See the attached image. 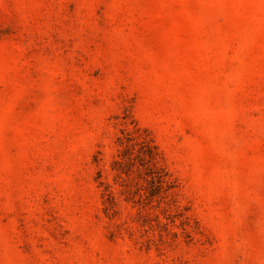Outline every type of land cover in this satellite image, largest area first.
<instances>
[{
    "label": "rangeland",
    "instance_id": "obj_1",
    "mask_svg": "<svg viewBox=\"0 0 264 264\" xmlns=\"http://www.w3.org/2000/svg\"><path fill=\"white\" fill-rule=\"evenodd\" d=\"M0 264H264V0H0Z\"/></svg>",
    "mask_w": 264,
    "mask_h": 264
}]
</instances>
